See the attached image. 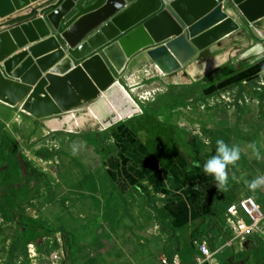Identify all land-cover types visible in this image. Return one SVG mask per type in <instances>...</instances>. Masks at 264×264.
Listing matches in <instances>:
<instances>
[{"label": "crops", "instance_id": "1", "mask_svg": "<svg viewBox=\"0 0 264 264\" xmlns=\"http://www.w3.org/2000/svg\"><path fill=\"white\" fill-rule=\"evenodd\" d=\"M236 35L240 34L214 45L212 52ZM35 44L30 43L14 55ZM255 50L250 47L249 56L244 55L254 58L247 69L188 97L182 106L159 109L160 96L176 97L166 92L145 108L150 112L140 116L143 129L153 124L171 129L172 138H167L170 144L165 148L157 132L142 138L140 128L135 131L127 125L137 116L116 124L107 145L98 139L107 132L90 133V145L97 146L101 163L97 162L96 153L87 149L81 161L85 164L78 170L72 169L71 184L62 191L70 198L66 199L70 210L55 202L47 207L42 216L44 221L28 217L61 231L55 235L35 230L24 233L26 236L43 233L40 244L27 245L28 252L33 246L30 264H54L49 257L56 252L60 264H162L164 258L169 261L178 258L182 264H258L255 247L261 244L255 238L262 232L249 240L252 243L248 248H243L240 243H232L225 229L231 204L252 197L264 209V185L255 191L248 187L250 181L264 176V54ZM138 56L142 54L132 60ZM232 86L234 93L248 90L253 94L252 101L230 100L227 97L230 92L224 90ZM217 92L223 101H215L213 94ZM199 97L205 101L197 103L198 109L191 108L190 104ZM217 139H223L229 146L236 145L241 151L240 159L226 169L227 190L219 189L214 178L203 170L207 159L216 154ZM252 143L257 146L259 159L248 147ZM151 202L164 217L152 209ZM202 238L209 240L217 254L198 263L201 253L195 242Z\"/></svg>", "mask_w": 264, "mask_h": 264}, {"label": "water", "instance_id": "2", "mask_svg": "<svg viewBox=\"0 0 264 264\" xmlns=\"http://www.w3.org/2000/svg\"><path fill=\"white\" fill-rule=\"evenodd\" d=\"M24 10L28 12L18 14ZM6 16L0 23V44L7 37L12 44L4 46L0 56V100L10 107L21 104V111L36 119L85 110L90 102H82L76 90L56 92L71 81L70 72L96 56L114 81L140 54L159 65L164 75L202 66L213 58L214 45L241 31V18L264 41V0H0V19ZM28 17L32 19L8 28ZM144 27L127 57L121 54L112 65L107 49ZM110 86L101 83L99 90Z\"/></svg>", "mask_w": 264, "mask_h": 264}, {"label": "rangeland", "instance_id": "3", "mask_svg": "<svg viewBox=\"0 0 264 264\" xmlns=\"http://www.w3.org/2000/svg\"><path fill=\"white\" fill-rule=\"evenodd\" d=\"M225 7L227 10L231 9L230 3H226ZM27 12H24L22 15ZM28 19L32 18H21L18 22L10 24L8 28L19 25ZM240 20L244 22L239 32L240 35L223 41L224 43H221L222 48L219 46V48L213 49V58L226 52L234 54L225 65L236 63L240 66L244 63H251L254 58L244 57L249 52L250 47H256L258 44H263L264 47V41L255 36L254 31L244 18ZM138 57L133 60L131 59L132 62L129 67L116 78L125 86L141 109L140 112L131 117L135 118L137 116L134 120L128 121L127 125L131 126L135 131L140 128L142 138L148 134L156 135L153 132H157L162 136V146L165 148L170 144L167 138H172L171 129H164L155 124L153 126L149 125L150 129H143L140 116H142L144 109L148 108L157 96L166 92L180 97L189 95L193 85L216 74L218 70L216 69L213 72L205 74L196 83L190 85L191 79L184 78L181 80L178 77L184 71L181 70L169 75H161L146 54ZM211 60L205 63H209ZM132 75H134L137 82L135 85L129 86L127 80ZM255 84L258 85L257 83ZM233 89L234 87L232 86L224 90L225 93L230 92L227 96L230 100L238 102L244 98L245 100L249 98L252 101L253 94H250L248 90L239 89V91L234 93ZM213 96H215L216 102L219 100L223 101L222 95L219 92L213 94ZM217 97L218 99H216ZM199 101H205V98L199 97L190 104L192 105L191 108L198 109L197 103ZM20 108L21 104L16 107H10L0 102V138L6 141L8 148L16 144L33 167V169H27L22 172L19 180L14 182V186H16L18 191L11 209L19 217H31L38 219V221H44L42 220V216H44L47 207L55 202L64 205V207L70 210V205L66 202V199L70 198L67 194H62V191L63 189L66 191L65 187L71 184L70 175L72 169L78 170V168H81V165L85 164L81 161L85 159L86 150H93L96 153L97 162L101 163L97 146L95 144H92L93 146L90 145L89 139L82 137V135L86 133L99 135L107 132L106 136L98 137L101 142L107 145L110 143L108 140L111 129L116 124H122L129 118L121 120L119 123H112L108 128H102V126L98 125L99 123H96L95 126L87 124L83 128L55 132L46 126V123L54 117L36 119L22 112ZM86 109L87 106L85 107ZM85 110H80V114H83L82 111ZM74 113L80 115L76 112ZM145 118L148 119L149 117L146 115ZM144 121L146 122V120ZM151 129H154V131ZM2 195L3 192L0 191V199ZM45 225L49 226L46 223ZM42 236L43 233L30 236L23 235L16 224L7 223L0 216V264H30L27 245L32 242L40 244ZM255 239L259 244H264V226L262 233Z\"/></svg>", "mask_w": 264, "mask_h": 264}, {"label": "bare ground", "instance_id": "4", "mask_svg": "<svg viewBox=\"0 0 264 264\" xmlns=\"http://www.w3.org/2000/svg\"><path fill=\"white\" fill-rule=\"evenodd\" d=\"M28 10H24L23 12L18 11V14L21 15ZM229 13L234 14L233 12ZM8 18V16L2 17L0 19V23L7 20ZM145 29L146 28L144 27L143 29L135 31L130 36L118 41L116 44L107 49L106 53L111 59L112 65L117 63V60L120 58L121 54H123V57H127L130 48L137 44V41H139ZM11 44L12 40L8 37L5 39L3 44H0V56L4 55V46L9 47ZM255 49L256 50L254 52H264L263 44L256 45ZM248 54H250V52H248L246 55L249 56ZM232 55L234 54L226 52L215 56L209 63H204L202 66L191 65L187 67L186 72L184 71L180 73L178 77L181 80L188 78L191 79L190 82H197L205 74L213 72L225 63L229 62ZM152 64L155 65L161 75H164V72L159 65L153 62ZM117 68L121 69V66L117 65ZM83 74L86 76L83 77ZM69 78L71 81H67L66 84H63L56 93H63L66 90H76L82 102H90V105L87 106L85 111H82L83 114H80L81 111H78L77 108H74L73 110L64 113L60 119L54 117L53 119L49 120L46 123V126L52 131L58 132L62 130H73L75 128H83L87 124L95 126L96 123H99L98 125L102 126V128H108L112 125V123L131 118L136 113L141 111L139 105L132 98L131 94H129L125 86H123L120 81H118V79L111 81V75L107 69L101 65V60L98 56L94 57L92 60H87L83 65L70 72ZM105 82H110L111 86L106 91L101 92L99 90V85ZM136 82L137 81L134 78V75H132L129 80H127L129 86L135 85ZM97 91H100L101 95L99 96L98 100L92 103L91 100H93L95 97L93 94H95ZM0 102L7 105L1 100ZM74 112L80 115H76Z\"/></svg>", "mask_w": 264, "mask_h": 264}, {"label": "trees", "instance_id": "5", "mask_svg": "<svg viewBox=\"0 0 264 264\" xmlns=\"http://www.w3.org/2000/svg\"><path fill=\"white\" fill-rule=\"evenodd\" d=\"M249 66V63H244L240 66L233 63L226 64L224 68H222L221 71L214 77H207L201 82L193 85V88L190 89V94L187 96H160L158 98V102L160 104L159 109H175L182 106L185 104L188 97H194L201 90L232 78L241 70L247 69ZM148 112L150 111L144 109L143 114ZM155 113L156 111L152 114L155 115ZM83 137L89 138L91 137V134L86 133ZM27 169H33V167L28 158L20 151L19 147L16 144H13L8 148L6 141L0 138V191L3 192L0 199V215L3 221L16 224L17 227L23 231V235L29 230L44 231L49 235L61 233V231L55 227L46 226L45 223H40L26 217H19L12 211L11 206L13 201L16 199L18 191L16 186H14V182L19 180L21 173ZM151 207L161 217H164L163 212L155 206L154 202H151ZM63 237L64 239L66 238L65 235H63ZM255 257L258 264H264L263 245L255 247Z\"/></svg>", "mask_w": 264, "mask_h": 264}, {"label": "built area", "instance_id": "6", "mask_svg": "<svg viewBox=\"0 0 264 264\" xmlns=\"http://www.w3.org/2000/svg\"><path fill=\"white\" fill-rule=\"evenodd\" d=\"M263 226L264 209L263 206L259 202H256L254 198L246 197L229 206L225 219V229L231 235L232 243H240L241 247L244 248L245 244L250 239L263 231ZM55 239V242H59L58 237ZM44 242L45 245L48 246L47 239H45ZM195 244L201 253L198 263L209 261L217 254L212 250L210 242L207 238L198 239ZM29 253L30 255L33 253V246L29 247ZM49 259L54 264H60L61 261L59 253L57 252L51 254ZM162 264L182 263L178 258L173 261H169L164 258L162 260Z\"/></svg>", "mask_w": 264, "mask_h": 264}, {"label": "clouds", "instance_id": "7", "mask_svg": "<svg viewBox=\"0 0 264 264\" xmlns=\"http://www.w3.org/2000/svg\"><path fill=\"white\" fill-rule=\"evenodd\" d=\"M248 147L259 159L260 153L257 150L256 144L252 143ZM215 153L204 163L203 170L205 174L211 175L214 178L219 189L227 190L228 172L226 169L229 165L235 164L240 159L241 151L238 146H229L223 139H217ZM262 185H264V176L257 177L248 183L249 189L253 191Z\"/></svg>", "mask_w": 264, "mask_h": 264}]
</instances>
